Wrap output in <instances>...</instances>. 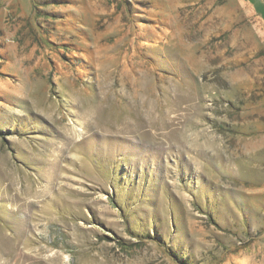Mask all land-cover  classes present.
I'll list each match as a JSON object with an SVG mask.
<instances>
[{
    "label": "rangeland",
    "instance_id": "1",
    "mask_svg": "<svg viewBox=\"0 0 264 264\" xmlns=\"http://www.w3.org/2000/svg\"><path fill=\"white\" fill-rule=\"evenodd\" d=\"M0 264H264V0H0Z\"/></svg>",
    "mask_w": 264,
    "mask_h": 264
}]
</instances>
